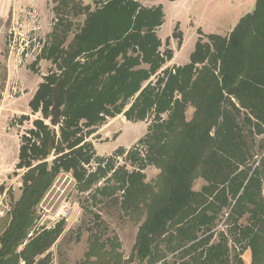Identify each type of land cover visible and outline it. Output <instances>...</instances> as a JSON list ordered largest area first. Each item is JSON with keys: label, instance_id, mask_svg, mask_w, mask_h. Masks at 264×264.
<instances>
[{"label": "trees", "instance_id": "obj_1", "mask_svg": "<svg viewBox=\"0 0 264 264\" xmlns=\"http://www.w3.org/2000/svg\"><path fill=\"white\" fill-rule=\"evenodd\" d=\"M96 1L93 12L85 7V25L68 52L55 44L45 47L44 54L56 63L61 60L63 70L58 77L49 76L37 96H52L53 106L58 94L61 107L65 106L59 122L64 126L57 141L53 129L44 124L38 126L44 135L31 132L40 144L24 138L28 144L21 147L18 167L29 152L33 160H44L53 147L59 156L52 164L39 163L24 173L21 196L0 234V264H19L21 259L26 264L46 263L51 254L47 252L63 232L64 222L34 230L37 206L60 171H72L87 189L92 185V178L84 179L82 164L89 163L95 153L92 144L84 143L81 121L88 128L123 112L134 122L154 116L140 144L148 147V160L161 173L154 185H137L132 184L137 178L135 171L119 169L97 192L133 220L135 216L140 219L142 208H146L147 219L135 244L134 258L139 264L155 263L154 243L180 217H184L181 252L197 251L195 264H230L229 237L241 246L233 256L235 264H245L240 253L248 249L251 264H264V0H257L254 12L243 17L227 37L209 36L215 44L220 41V56L203 53L209 46L199 41L189 64L175 72L163 70L164 76L155 84L150 79L165 64L157 35L164 21L162 7L145 8L140 0ZM62 35L56 36L57 44L63 42ZM181 36L177 26L174 37ZM165 54L172 59V50ZM82 56L84 62L77 61ZM144 63L150 68L136 69ZM176 93L180 99L175 98ZM230 95L238 106L232 104ZM189 105L196 111L190 121L186 119ZM165 113L167 118L162 119ZM66 150L69 152L64 153ZM131 156L136 161L138 152ZM255 156L261 157L255 161ZM106 174L102 170L100 177ZM200 178L207 184L195 191L193 185ZM120 190L124 193L118 196ZM221 216V220L226 218L227 232L221 230L218 242L209 245ZM244 218L246 224L241 223ZM31 231L34 234L29 237ZM100 236L90 242L82 264H126L117 250L106 248L108 243L118 248V240L100 242Z\"/></svg>", "mask_w": 264, "mask_h": 264}, {"label": "rangeland", "instance_id": "obj_2", "mask_svg": "<svg viewBox=\"0 0 264 264\" xmlns=\"http://www.w3.org/2000/svg\"><path fill=\"white\" fill-rule=\"evenodd\" d=\"M169 2L174 1L140 0L145 8L161 6L164 14L163 25L157 29V35L162 41L160 53L161 57L165 58V64L156 75L151 77L150 80L154 84L160 76H164L163 70L175 72L177 67L189 64L199 41L209 46L203 53L207 52V55L213 54L216 57L219 53L222 54L220 41L215 44L209 36L227 37L243 17L254 12L257 0H189L188 13L180 15L182 23L178 28L182 36L179 38L174 37L176 28L167 34L173 23L170 21L173 17L171 19L170 16L174 12V6L170 7ZM97 3L94 0H12L11 11L7 16L0 18V29L4 39V59L0 62V100L3 101V106L5 105L3 109L5 117L0 129L1 232L9 224L12 206L21 196L24 173L39 163L52 164L59 156L58 151L53 147L44 160H33V155L29 152L24 159L25 163H22V167H18L21 162V147L26 143L24 138L31 139L33 144H40V139L32 137L31 132L44 135L38 127L44 124L53 129L57 141L64 126L62 121L55 128L50 125L52 96L43 93L37 96L40 86L49 76L58 77L63 70L61 60L56 63L44 54L45 47L55 44L56 47L60 46L63 52H68L75 35L85 25L88 15L85 7H90V11L93 12L98 6ZM167 16L168 19L165 18ZM59 21H62L63 25H60ZM252 33L255 36L256 32L252 31ZM62 34L64 40L57 44L56 36ZM168 49L173 52L171 60L167 59L165 54ZM201 54L202 52H199L198 56ZM77 61L84 62L83 56ZM197 67L201 68L202 64H197ZM149 68L150 65L144 63L136 69ZM217 72L219 73V70ZM230 97L232 104L238 106L235 97L233 95ZM175 98L180 99V94L176 93ZM131 104L132 101L126 106L125 111ZM222 105L224 107V103ZM225 105L227 109L230 108L229 103L225 102ZM64 107L62 104L61 108ZM195 112V107L189 105L186 119L190 121ZM161 118L166 119L167 114H162ZM153 121V115L143 121H130L127 120L124 112L115 117H107L105 122L88 128L83 126L85 121H81L80 127L86 138L84 143L92 144L95 153L89 163L82 164L86 170L84 179L92 178V185L87 189V186L84 187L77 181L72 171H60L37 206V222L34 229L53 228L59 222H64L63 232L51 247L50 257L45 264H82L95 235L102 236L100 242L106 239L118 240L120 243L118 248L114 245L111 247V243L108 242L106 248L109 251L117 250L126 264H139L134 258L135 244L139 228L147 219L146 208H142L140 219L135 216L133 220L122 214L118 204L100 195L97 189L107 185V178H112L119 169L127 170L129 173L136 172L137 178L133 179L132 184L151 182L154 185L153 183L159 179L161 170L149 162L148 147L140 144L149 133ZM88 132L91 133L86 135ZM50 142L53 146L54 140L51 139ZM68 152L66 150L64 153ZM132 152H138L136 161L131 159ZM260 157L255 156V161ZM26 162L31 163V167H28ZM141 163H146V166L143 167ZM102 170L107 171L103 178L100 177ZM205 184L207 181L200 178L195 181L193 189L200 191ZM123 193L124 191L120 190L118 196ZM221 218L222 216L215 228L217 234L212 241H209V245L218 242L221 230L227 232L224 222L226 218L223 217L222 220ZM183 219L184 217H180L154 243L156 257L154 264L196 263L197 251L186 255L181 252L184 249L182 246L184 243L180 240ZM241 223L246 224V218ZM185 245L190 244L185 242ZM227 246L230 252V264H235L236 259L233 256L240 252L241 246L233 242L231 237ZM241 253L245 264H251V251L248 249ZM44 257L45 255L41 258Z\"/></svg>", "mask_w": 264, "mask_h": 264}, {"label": "crops", "instance_id": "obj_3", "mask_svg": "<svg viewBox=\"0 0 264 264\" xmlns=\"http://www.w3.org/2000/svg\"><path fill=\"white\" fill-rule=\"evenodd\" d=\"M11 3H12V0H0V18L7 16V14L11 11V7H12ZM188 4H189V0H176L173 3L172 2L168 3V5H170V7L174 6V8H173L174 12H172L171 16H170L171 19L173 17V20H170L171 22L173 21V23H172L171 28L169 29V32L167 34H170L173 31V29H175L177 26L181 25L182 20L180 19V15L184 14L185 12L188 13V10H189ZM165 18L168 19V16ZM1 32H2V29H0V62L3 61V59H4V39H3V35L1 34ZM166 35H164V36H166ZM0 85H1V78H0ZM3 104H4L3 101L0 100V129L2 126L1 123L4 121V117H5V115L3 113V109H4L5 105L3 106ZM34 230H36V229H34ZM2 232L0 231V234ZM33 234H34V232L31 231V233L29 234V237L33 236ZM21 249H22V247H21ZM49 252H50V250L47 253H49ZM19 264H26V263L24 260L21 259Z\"/></svg>", "mask_w": 264, "mask_h": 264}, {"label": "water", "instance_id": "obj_4", "mask_svg": "<svg viewBox=\"0 0 264 264\" xmlns=\"http://www.w3.org/2000/svg\"><path fill=\"white\" fill-rule=\"evenodd\" d=\"M63 115H64V111L61 108V100L58 97V94H55L54 105L51 111L50 125L54 128L57 127Z\"/></svg>", "mask_w": 264, "mask_h": 264}]
</instances>
